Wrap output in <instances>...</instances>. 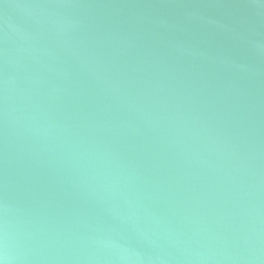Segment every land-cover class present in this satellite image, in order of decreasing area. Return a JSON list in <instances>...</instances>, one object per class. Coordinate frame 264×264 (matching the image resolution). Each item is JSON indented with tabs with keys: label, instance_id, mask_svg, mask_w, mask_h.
<instances>
[{
	"label": "water",
	"instance_id": "water-1",
	"mask_svg": "<svg viewBox=\"0 0 264 264\" xmlns=\"http://www.w3.org/2000/svg\"><path fill=\"white\" fill-rule=\"evenodd\" d=\"M0 264H264V0H0Z\"/></svg>",
	"mask_w": 264,
	"mask_h": 264
}]
</instances>
